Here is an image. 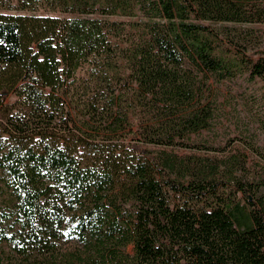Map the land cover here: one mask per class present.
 Masks as SVG:
<instances>
[{
    "label": "trees",
    "instance_id": "16d2710c",
    "mask_svg": "<svg viewBox=\"0 0 264 264\" xmlns=\"http://www.w3.org/2000/svg\"><path fill=\"white\" fill-rule=\"evenodd\" d=\"M41 7L69 16L0 13V264H264V175L187 176L113 135L129 121L114 83L123 54L157 113L143 142L205 127L207 109L183 108L237 65L207 23L264 22V0H0ZM135 36L120 50L110 38ZM83 63L97 96L80 119L99 139L72 128ZM263 73L260 59L248 76Z\"/></svg>",
    "mask_w": 264,
    "mask_h": 264
},
{
    "label": "rangeland",
    "instance_id": "374dc122",
    "mask_svg": "<svg viewBox=\"0 0 264 264\" xmlns=\"http://www.w3.org/2000/svg\"><path fill=\"white\" fill-rule=\"evenodd\" d=\"M0 13L69 16L42 7L35 11L0 8ZM109 19L129 20L127 17L115 16ZM207 24L218 32V37L214 40L217 53L224 59L237 62L232 75L221 80L209 76L206 79L209 90L204 92L199 101L192 100L183 108L185 114L202 108L207 109V125L186 134L182 139H177L179 141L174 145L143 142L146 128L153 122L157 113L153 111L152 106L147 105V98L136 93V84L129 78L126 79L129 67L123 54V57L119 56L117 59L121 76L115 77L114 83L118 90H122V107L127 112L129 121L124 129L113 134L114 138L137 143L138 152L174 159L185 168L187 176L191 172L212 174L216 179L226 177L230 172L235 176L242 175L247 178L264 175V73L254 78L248 76L251 64L264 59V22ZM110 38L113 43L119 45V50L138 40L136 36L134 39ZM90 74L87 63H83L75 72L74 98L70 101L74 119L72 128L76 133H89L93 138L99 139L105 136V133L93 132L89 127L86 128L84 121L80 119L83 114L81 106L91 96H97L90 89ZM196 77L199 78L200 74L197 73ZM4 97L7 102L14 100L13 96L6 93Z\"/></svg>",
    "mask_w": 264,
    "mask_h": 264
}]
</instances>
